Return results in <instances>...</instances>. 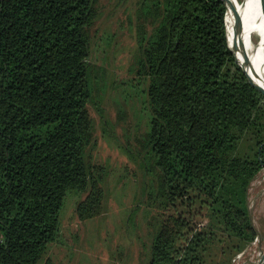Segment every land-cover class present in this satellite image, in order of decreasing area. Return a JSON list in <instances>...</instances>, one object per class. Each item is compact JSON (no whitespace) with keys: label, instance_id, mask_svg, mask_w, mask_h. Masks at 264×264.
Returning a JSON list of instances; mask_svg holds the SVG:
<instances>
[{"label":"trees","instance_id":"1","mask_svg":"<svg viewBox=\"0 0 264 264\" xmlns=\"http://www.w3.org/2000/svg\"><path fill=\"white\" fill-rule=\"evenodd\" d=\"M98 1L0 0V264L39 262L70 192L87 194L81 218L106 207L109 169L89 154V105L105 116L91 61ZM226 10L225 0L139 1L136 73L150 120L133 153L144 180L129 219L146 197L159 222L139 264H214L217 231L232 254L258 234L248 197L264 168V85L229 47Z\"/></svg>","mask_w":264,"mask_h":264},{"label":"rangeland","instance_id":"2","mask_svg":"<svg viewBox=\"0 0 264 264\" xmlns=\"http://www.w3.org/2000/svg\"><path fill=\"white\" fill-rule=\"evenodd\" d=\"M139 1L99 0V15L92 29L91 61L97 68L96 88L98 94L102 93L105 116L102 117L94 105H89L96 137V145L89 154L93 163L109 169V176L103 184L108 194L106 207L99 215L81 218L77 207L87 194L70 192L61 213L58 240L49 245L37 264H45L47 259L56 264H139L143 247L149 244L151 233L159 225V222L151 225L156 210L144 206L146 197L140 200L143 206L129 219L144 180H141L144 176L139 161L133 156H136L135 147H138V140L150 120L139 98L147 81L136 73L139 49L135 18ZM259 25L263 36L256 37L255 41L264 53V15ZM231 36L239 46L234 31ZM151 182L153 174L146 178L144 187L149 188ZM248 201L257 236L242 250L232 254L231 245L221 231H217V238L223 242L216 238L210 245L209 258L214 264H219L222 259H230V264H257L263 258L264 168L251 183ZM196 208H199L198 204ZM197 222L198 229L207 228L210 219L202 216ZM124 252L125 260L120 258ZM128 253L131 257L127 259Z\"/></svg>","mask_w":264,"mask_h":264},{"label":"bare ground","instance_id":"3","mask_svg":"<svg viewBox=\"0 0 264 264\" xmlns=\"http://www.w3.org/2000/svg\"><path fill=\"white\" fill-rule=\"evenodd\" d=\"M230 3L231 7L226 15L228 42L236 50L242 62L244 56L241 52L239 35H237V33H242L245 49L249 55L251 65L259 74L260 80H258L264 82V53L255 41L256 37L260 38L263 36V30L259 22L264 15V0H230ZM237 17L239 19L237 24L238 28H236ZM233 31L239 40V46H236L232 39L231 34Z\"/></svg>","mask_w":264,"mask_h":264},{"label":"water","instance_id":"4","mask_svg":"<svg viewBox=\"0 0 264 264\" xmlns=\"http://www.w3.org/2000/svg\"><path fill=\"white\" fill-rule=\"evenodd\" d=\"M226 1V15L228 13V10L230 9L231 7V3H230V0H225ZM239 22V19L238 17L236 18V28H238L237 24ZM241 34V35H240ZM237 35H239V40H240V44H241V52L243 53V56H244V60L241 62L240 59H239V56L237 55V52L236 50L229 44V47L231 48V50L233 51V53L235 54L236 58H237V61L238 63L244 67L246 70L252 72V74H254V76L259 79V74L258 72L254 69V67L251 65V61H250V58H249V55L245 49V45H244V41H243V38H242V33H237ZM228 38V36H227ZM229 43V42H228ZM260 80V79H259ZM263 85H264V82H261ZM257 264H264V256L263 258L257 263Z\"/></svg>","mask_w":264,"mask_h":264}]
</instances>
